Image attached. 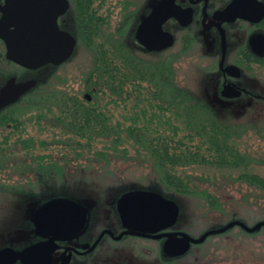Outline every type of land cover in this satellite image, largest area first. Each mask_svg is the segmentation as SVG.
Segmentation results:
<instances>
[{
    "label": "rangeland",
    "instance_id": "374dc122",
    "mask_svg": "<svg viewBox=\"0 0 264 264\" xmlns=\"http://www.w3.org/2000/svg\"><path fill=\"white\" fill-rule=\"evenodd\" d=\"M158 2L92 0L91 6L105 18V27L112 32L127 15V20L131 19L132 22L130 26L137 24V30L140 22ZM72 22L64 21L61 26L72 32ZM164 28L172 30L176 36L171 48L167 51L139 53L157 72L166 69V74L173 80V87H165L171 97L167 103H172V111L165 106L157 113L160 100L153 97L152 91L155 88L152 86L151 93H145V88L140 89L142 92L139 100L130 98L124 102H109L111 120L122 122L126 126L138 116L136 124L145 122L151 127L149 129L160 128L164 130V134L173 135L171 127L178 125V117L175 115L177 110L186 116L199 111L200 114L204 112L218 115L221 119L241 126L243 135L238 142V151L245 156L252 169L264 175V104L249 98L220 101L217 91L220 76L218 45L202 42L196 24L182 26L167 23ZM183 32L192 33L196 41L187 39L184 46L183 40L176 35ZM93 57L91 51L77 42L72 56L57 70L51 64L38 71L2 60L0 106L12 102L33 85L35 80L51 73H56L52 79L61 84L59 89L68 92L83 90L84 98L88 94V102L92 103L94 100L91 92L84 90V80L91 69ZM223 59L233 60L231 55ZM241 79L252 91L264 93V68L258 67L253 72H245ZM131 88L133 87L130 90ZM50 101L52 105H47V102L39 108L29 105L14 108L13 105L9 112L22 122L14 127V123H10L8 129L12 133L6 139L0 133V147L7 146L6 153L9 154L7 160H3L7 167L0 170V249L10 246L21 253L37 241L39 236L36 234L34 215L41 204L57 197L75 201L87 212L84 229L69 238L71 243L78 239L92 241L103 228H110L118 233L121 228L119 202L124 194L133 190L157 194L174 205L178 203L176 220L169 227L185 231L193 237L218 228L231 218L239 219L247 225L264 220V198L246 183L233 180L235 174L229 177L228 172L223 173L222 170L202 165L179 169L178 173L193 177L192 181L195 178L200 183L199 186L208 188L221 200L227 199L224 201L227 202L226 208L235 205L232 211L227 210V213L221 214L219 210L199 205L200 202L195 211L193 203L196 201L162 190L152 161L147 159L142 147L132 145L131 139L119 145L127 148L122 157L117 155L118 147L106 145L101 139L92 140L89 147L92 150H85L87 146H82L85 149H74V145L75 148H80L79 143L85 144L87 139L73 136L69 134L71 132L57 126L52 127L48 120L56 119L60 109L56 102ZM26 103L25 99L20 101V104ZM138 109L141 111L137 112ZM142 112H145V117ZM38 114L42 116L41 121L36 120ZM97 151L105 152L106 156L99 155ZM113 151L117 152L113 154ZM38 162L41 163L37 164ZM258 206L263 211H256ZM199 214L211 219L201 218ZM163 243L164 240L158 238L130 234L123 235L120 239L106 235L91 252L84 255L72 254L71 259L74 264H264V226L254 232L232 226L225 232L210 235L202 242L192 244L191 249L181 256L168 255L162 248Z\"/></svg>",
    "mask_w": 264,
    "mask_h": 264
},
{
    "label": "trees",
    "instance_id": "16d2710c",
    "mask_svg": "<svg viewBox=\"0 0 264 264\" xmlns=\"http://www.w3.org/2000/svg\"><path fill=\"white\" fill-rule=\"evenodd\" d=\"M91 2L92 0H73L69 14H72V33L78 44L94 54L91 69L86 73L84 80L86 82L84 90L91 92L94 101L89 103L88 98L86 96L84 98L82 95L83 90L68 92L59 89L61 84L59 82L57 84L52 79L56 73L44 75L43 78L35 80L33 85L12 102L9 101L0 106V133L4 135L5 139L12 133L10 128L8 129L10 123H14V127L17 126V123L22 122L9 112L13 105L14 108L27 105L39 108L47 102V105H52L50 101L52 100L58 104L60 109L57 120L54 118L48 120L52 127L57 126L61 130L71 132L69 134L73 136L87 139L85 144L79 143L80 148H75L74 145V149H85L82 146H87L88 148L85 150H92L89 148L92 145V140L101 139L106 145L118 147L117 155L122 157L125 156L127 148L124 145H119L131 139L132 145L142 147L147 159L152 161L158 172L157 181L161 184L162 190L169 194L175 192L186 200L196 201L193 203L195 211L199 205L204 204L207 209L219 210L222 214L232 211L235 205L226 208L227 202L224 201L227 199L221 200L208 188L199 186L200 183L196 182L195 178L192 181L193 177L178 173L179 169L188 166L202 165L219 169L223 173L228 172L229 177L235 174L233 180L246 183L264 198V175L255 171L254 168L252 169L247 164L245 156L238 151V142L243 135L239 124L221 119L220 116L212 113L204 114L203 112L200 114L199 111L191 112L190 116H186L177 110L175 115L178 117V121L176 120L178 125L171 127L173 135H169L164 134V130L160 128L149 129L151 127L145 122L136 124L138 116L134 117V121L129 122V125L126 126L122 122L111 120L109 102H124L130 98L139 100L142 92L140 89L144 88L145 93H151L150 88H155L152 95L160 100L157 105V113H160L159 111L165 106L172 111V103H167L171 97L165 87H173L174 84L166 74V69L157 72L152 64L140 55V51L148 52V50L138 42L135 34L137 24L133 26V29L130 26L131 19L127 20L128 15L122 18L115 31H108L105 27V18L98 14L97 10L91 6ZM61 65H53V68L57 70ZM131 86L133 88L130 90ZM23 99L27 101L26 104H20ZM16 101L19 103H17L18 105L15 103ZM102 101L104 102L102 103ZM164 101L166 103H163ZM138 110L137 112L141 111V109ZM142 115L145 117V112H142ZM41 119V114L36 115L37 121H41ZM179 130L180 132H177ZM5 147L7 146L0 147V170L7 167L4 166L3 161L9 157ZM117 151H113V154ZM97 153L106 156L103 151H97ZM39 163L41 162L37 164ZM197 198L198 200H196ZM200 202L201 204L198 205ZM177 207L179 208L178 203L175 205L176 214ZM257 208L256 211L262 210L260 206ZM199 215L201 218L211 219Z\"/></svg>",
    "mask_w": 264,
    "mask_h": 264
},
{
    "label": "water",
    "instance_id": "95a60500",
    "mask_svg": "<svg viewBox=\"0 0 264 264\" xmlns=\"http://www.w3.org/2000/svg\"><path fill=\"white\" fill-rule=\"evenodd\" d=\"M68 5L67 0H5L0 6V39L5 43L6 57L29 69L47 64L59 65L66 61L74 51L76 39L70 32L59 27L57 18L67 10ZM234 10L235 3L218 13L217 17L234 15ZM170 17L187 22L191 12L181 8L175 0H161L136 31V38L145 49L159 51L171 44V34L163 29L164 22ZM237 93L233 87H225L224 94L234 96ZM119 211L122 222L132 229H125L117 235L104 229L90 248L105 233L114 239L130 234L152 238L168 237L164 243L165 251L181 254L191 243H200L207 236L222 233L232 226H239L247 232H254L264 226V220L249 226L239 219H233L197 237L178 230L155 232L174 222L176 208L174 203L146 191H129L124 194L119 202ZM85 223L86 210L82 205L61 197L52 198L41 204L34 215L37 233L47 239L30 245L21 253L10 246L3 247L0 249V264H14L18 257L27 264H51L52 254L58 247L57 241H65L82 231ZM66 250L68 248L58 257L62 264H66Z\"/></svg>",
    "mask_w": 264,
    "mask_h": 264
},
{
    "label": "flooded vegetation",
    "instance_id": "af4514ba",
    "mask_svg": "<svg viewBox=\"0 0 264 264\" xmlns=\"http://www.w3.org/2000/svg\"><path fill=\"white\" fill-rule=\"evenodd\" d=\"M4 1L5 0L0 1V6L4 3ZM67 1L69 4L67 10L57 18L60 28H62L61 25L64 21L72 20V17H67L69 15V11L72 8V0ZM157 1H159V4L161 0ZM175 2L181 8L190 10L191 17L187 22H181L176 17H170L166 22H164L163 29L165 30L164 26H166L167 23H173L174 25L182 26L196 24L201 33L202 42H206L209 45H218V47L220 48L221 62L219 61L218 64V67L220 69V76L218 80L217 91L220 97V101H234L235 99L240 100V98H242L243 100L255 99L264 104V93L260 91H252L245 85V83H243L241 79V76L245 72H253L254 69L258 67L264 68V0H175ZM234 3V15H230L228 17H223L220 15L221 17H217L218 13L224 11ZM158 4H156L153 8H155ZM153 8L150 9L147 16L150 14ZM165 31L171 34L173 42L174 38L176 37L174 32H172V30ZM176 35L178 36V38H181L183 40L184 46L187 39H195L194 35L190 32H183L180 35L176 33ZM229 55H231L233 60L224 61L223 58H228ZM2 60H5L9 63H14L21 68H25L6 57V46L4 41L0 39V62ZM227 85L233 87L238 91V93L234 96L224 94V90ZM104 229L111 230L110 228H103L101 229V231H103ZM125 229H132V227L126 225L121 220V228L118 233ZM161 231L169 230L158 229L155 232ZM112 232L114 233V235L118 234L117 232ZM106 235L109 234L105 233L102 238ZM38 238L39 239L35 242L47 239L46 236L42 235H39ZM69 238L65 241H57L58 247L52 254L53 260L51 264H62L58 257L67 248L68 250H66V264H74L71 259L72 254H87L91 252L102 239L101 238L95 246L90 248L91 244L96 240V238L92 241H84L78 239V241L75 243H71L69 241ZM147 238L152 239V237ZM158 239L164 240L165 243L168 237H160ZM35 242H33L32 244H34ZM85 244H88V246L83 247V245ZM18 263L27 264L22 259L20 260V257H18L17 261L14 264Z\"/></svg>",
    "mask_w": 264,
    "mask_h": 264
}]
</instances>
